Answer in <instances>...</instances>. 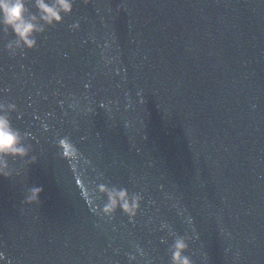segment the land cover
I'll return each mask as SVG.
<instances>
[{"label":"water","instance_id":"1","mask_svg":"<svg viewBox=\"0 0 264 264\" xmlns=\"http://www.w3.org/2000/svg\"><path fill=\"white\" fill-rule=\"evenodd\" d=\"M15 38L0 101L37 162L0 176L4 264H171L164 224L194 264H264V0H76L35 49ZM99 183L142 194L135 221L91 210Z\"/></svg>","mask_w":264,"mask_h":264},{"label":"clouds","instance_id":"2","mask_svg":"<svg viewBox=\"0 0 264 264\" xmlns=\"http://www.w3.org/2000/svg\"><path fill=\"white\" fill-rule=\"evenodd\" d=\"M76 0H0V31L5 36L10 33L15 35V39L10 40L7 51L15 56L19 51L24 53L25 49H35L38 44L37 35L46 32L47 27L62 24L65 15H71L75 9ZM32 9H35L34 12ZM73 30L80 29L79 21L70 26ZM18 112V108L13 103L0 101V176L12 177L19 174L9 162V159L21 158L26 164L37 162L36 156H31L32 146L25 141L30 137V133L21 132L13 126L10 112ZM47 129V125H45ZM58 147L61 155L70 162L74 172L77 170V162L80 160L81 153L69 137L59 139ZM30 157V159H29ZM79 173H77L76 183H81ZM42 187H32L28 190L26 203H40ZM99 193L106 196L103 207L94 205V194ZM84 196L89 205H93L91 210L98 215L112 219L118 211H123L130 221H135L141 210L143 196L141 193H132L126 187L99 183L93 189L84 188ZM188 223H192V218L188 217ZM168 228L169 234L174 236V241L169 249L171 264H194L190 256L185 253L189 249L191 236H180L172 232L169 225H162ZM137 250L143 255V250L137 246ZM135 256H130L134 260ZM6 256L0 251V264H4ZM8 264H11L8 261Z\"/></svg>","mask_w":264,"mask_h":264}]
</instances>
